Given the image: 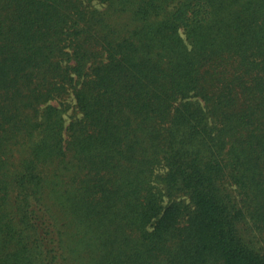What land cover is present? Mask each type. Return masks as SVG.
<instances>
[{
  "label": "trees",
  "instance_id": "1",
  "mask_svg": "<svg viewBox=\"0 0 264 264\" xmlns=\"http://www.w3.org/2000/svg\"><path fill=\"white\" fill-rule=\"evenodd\" d=\"M0 264H264V0H0Z\"/></svg>",
  "mask_w": 264,
  "mask_h": 264
},
{
  "label": "rangeland",
  "instance_id": "2",
  "mask_svg": "<svg viewBox=\"0 0 264 264\" xmlns=\"http://www.w3.org/2000/svg\"><path fill=\"white\" fill-rule=\"evenodd\" d=\"M68 101L70 103V107H69V109L64 114L65 122H67L68 120H70L72 116L77 115V113L75 112V108L73 106V103H74L73 98L69 97L68 98Z\"/></svg>",
  "mask_w": 264,
  "mask_h": 264
}]
</instances>
